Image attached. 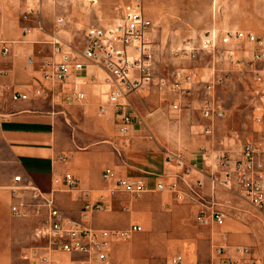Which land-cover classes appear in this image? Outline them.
<instances>
[{
    "label": "crops",
    "instance_id": "1",
    "mask_svg": "<svg viewBox=\"0 0 264 264\" xmlns=\"http://www.w3.org/2000/svg\"><path fill=\"white\" fill-rule=\"evenodd\" d=\"M89 2L68 0L67 6H62L61 0L58 3L56 0L54 4L51 2L52 15L47 16L43 12V7L48 5L46 0L2 2L0 138L9 158L3 157L0 148V174L4 178L2 188L10 192H0V200L6 198L8 202L10 195L13 201L12 190L17 184L14 177L22 175L21 186L25 188L32 183L47 195L55 191L57 206L65 216L84 220L95 230L126 231L134 224L141 225L144 232L133 234L130 240L112 242L109 264H173L171 259L177 255H184L189 261L209 263L216 245L227 246L233 258H236V246H254V256L264 264V254L259 250L264 225L256 222L244 224L252 207L237 192L223 191L218 195V204L228 215L224 226L211 221L207 226L197 227L196 218L201 204L180 200L173 193L157 189L159 183L176 180L178 167L168 163L167 157L170 153L181 154L192 165L201 166L202 172L193 171L190 179L193 182L205 180L203 193L207 197L209 214L212 203L207 176L211 168L210 162H201V154L227 151L234 159H239L241 142L259 137V133L252 137L240 135L234 125L236 114L232 111L227 113L225 109L226 116L215 122L203 116L201 106L206 81L212 78L211 59L190 63V67L200 73L201 81L187 94L162 92L161 82L173 81L153 77L149 85L123 99L121 103L130 105L135 115L125 135L120 132L119 108L108 103L110 89L105 81L108 75L99 68L90 67L83 79L85 97L82 103L54 104L33 96L41 80L42 64L61 59L54 48L56 40L60 39L71 47L64 37L70 40V37L85 35L90 27L115 24L116 10ZM59 18L65 22L59 23ZM148 18L153 23L157 20ZM227 26L228 23H220L215 18L201 21L184 17L172 31L200 38L213 29L220 33L243 31ZM5 47L9 49L6 56L2 54ZM16 93H28L31 98L15 101L13 95ZM174 104L180 108L175 110ZM255 127L256 132L259 131V127ZM60 155H68V161H59ZM106 168L114 169L118 177L143 180L147 191L139 198L113 192L114 183L103 178ZM68 173L79 179L85 195L83 200L78 199V191H71L66 181ZM180 186L186 189L183 183ZM24 193L27 201L32 203L29 215L37 222V228L47 218L48 209L42 204L35 205L31 192ZM85 201L101 204L102 208L83 219ZM36 228L34 244L29 251L43 245L36 237ZM153 229H157L156 235L168 245L167 251L149 252L151 243L154 244L151 239ZM141 239H151V242L147 247H141L136 244ZM4 251L0 254V264H15L22 260L31 264L25 258L29 252L25 248L19 255L14 254L10 247ZM53 259L62 264H91L85 254L58 252Z\"/></svg>",
    "mask_w": 264,
    "mask_h": 264
},
{
    "label": "built area",
    "instance_id": "2",
    "mask_svg": "<svg viewBox=\"0 0 264 264\" xmlns=\"http://www.w3.org/2000/svg\"><path fill=\"white\" fill-rule=\"evenodd\" d=\"M0 0V12L2 11ZM59 23H64L62 18ZM154 23L147 17L143 0H135L134 6L117 23L108 27H90L85 33L83 47L72 49L62 40L54 42V48L61 59L47 61L40 67L41 80L33 91L35 98H44L54 104L73 105L84 101L83 79L90 67L99 68L108 75L105 80L109 86L108 103L118 107L120 114V132L127 134L135 115L130 105L121 102L129 94L136 92L152 82L153 49L150 35ZM254 45L252 58L247 62L254 71V80L258 85L257 101L254 107V122L259 127V137L241 142V157L234 159L227 152L201 154V162H210L211 172L208 182L210 186L211 205L208 214L206 209L207 197L203 193L206 182L199 179L191 181L193 171H201L198 164L192 165L185 157L178 153H170L167 161L178 167L176 180L171 183H159L160 192L175 194L180 200H188L194 204H201L200 213L196 218L199 225L214 222L217 226H224L227 212L218 204V195L223 191L237 192L252 209L264 217V69L257 68L258 63H264V39H260L253 32L224 31L220 33L213 29L206 33L199 41H184L177 49L183 59L197 61L202 54L210 56L212 78L206 81L205 98L201 106L203 116L215 122L226 116L223 103L216 97V87L224 83L231 72L222 71L221 63L227 61L236 66H242L240 56L244 45ZM9 54L8 47L2 53ZM30 63L33 59H29ZM201 81V75L195 68L181 69L175 74L173 82L163 80L162 92L170 91L177 94H187L191 87ZM30 94L16 93L13 100H29ZM173 108L178 110V104ZM102 112L104 109L101 110ZM122 155L120 151H117ZM59 161L66 162L68 155H60ZM103 178L114 183V191L128 193L136 198L141 197L147 186L143 180L129 177H118L112 168H106ZM16 187L12 190L14 198L18 200L12 205V212L18 217H27L30 214L32 203L27 201L24 191L31 192L35 205L42 204L48 209L47 218L36 228V237L43 245L32 248L25 258L31 264H62L55 261L53 255L61 252L66 254H85L91 264H109V251L114 240L126 241L133 234L144 231L139 224L132 225L126 231L95 230L84 220L77 221L65 216L56 203L55 191L49 195L41 191L36 185L21 186L22 175L14 177ZM66 181L71 191H78V199L83 200L84 191L80 188L79 179L66 174ZM180 183L185 185L182 189ZM23 187V188H22ZM101 204H92L85 201L82 210L83 219L91 213L100 210ZM236 258L230 256L225 245H216L209 263L198 260L189 261L184 255H177L171 259L173 264H261L260 259L254 256L251 246H236Z\"/></svg>",
    "mask_w": 264,
    "mask_h": 264
},
{
    "label": "rangeland",
    "instance_id": "3",
    "mask_svg": "<svg viewBox=\"0 0 264 264\" xmlns=\"http://www.w3.org/2000/svg\"><path fill=\"white\" fill-rule=\"evenodd\" d=\"M46 1L48 5L43 7V12L46 16L52 15L51 2L54 4L56 0ZM77 1L80 3L86 1L87 3L90 0ZM61 2L62 6H67L68 0H61ZM89 3L96 4V6L104 4L108 9L113 8V10H116L117 20L113 21V23H117L134 6L135 0H93V2ZM143 3L147 16L157 19L154 21V28L150 35L153 49L151 70L155 79L167 78L173 81L175 74L179 70L193 68L190 67V63L195 61L183 59L178 55L177 49L184 41H199L200 36L175 34L172 31L173 28L177 27V22L184 17L196 18L201 21L215 18L220 23H228L227 28L253 32L260 39H264V0H143ZM64 39L70 42L72 49H81L85 43L84 35L70 37V40L66 37ZM253 49L254 45L252 44L247 43L244 45L240 53V56L245 59L242 66H236L227 61L221 63L220 69L229 71L231 74L224 83L216 87L217 99L223 103L227 113L232 111L236 114L235 128L239 130L240 135L245 137H252L258 134L253 116L257 101L256 91L258 85L254 80V71L245 62L252 58ZM201 60L208 62L210 56L202 54ZM257 68L263 70L264 63H258ZM207 71L210 70L208 69ZM0 148L1 152H3V157L9 158L7 152L3 149L1 138ZM3 184L4 178L0 174V192L2 194L4 191L10 192L2 188ZM17 201L14 195L13 201L10 195L8 202L6 198L5 200H0V254L5 252V248L10 247L14 254L19 255L24 248L28 252L34 244L37 222L33 221L30 215L18 217L13 214L12 205ZM247 214L249 218L244 224L251 225L256 222L264 225V217L260 213L250 209ZM202 226L204 227L205 225L197 227ZM156 230L153 229L152 231L154 233H152L151 239L154 244L151 243L152 249L149 252L157 254L167 251L168 245L162 240V237L156 235ZM151 239H141L136 241V244L141 247H147ZM253 249L255 250L256 247L253 246ZM259 250L264 254V233L261 235ZM15 264L28 263L22 260L21 262L16 261Z\"/></svg>",
    "mask_w": 264,
    "mask_h": 264
}]
</instances>
